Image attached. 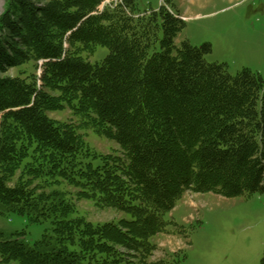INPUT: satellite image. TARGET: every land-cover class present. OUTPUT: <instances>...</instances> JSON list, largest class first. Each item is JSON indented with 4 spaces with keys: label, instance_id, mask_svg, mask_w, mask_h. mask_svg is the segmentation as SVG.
<instances>
[{
    "label": "trees",
    "instance_id": "16d2710c",
    "mask_svg": "<svg viewBox=\"0 0 264 264\" xmlns=\"http://www.w3.org/2000/svg\"><path fill=\"white\" fill-rule=\"evenodd\" d=\"M106 1L8 0L0 15V213L47 225L33 243L0 229L1 264H174L179 251L150 258L186 192L264 191V78L178 46L171 6ZM66 108L79 125L49 115ZM81 126L121 153L92 152ZM75 197L123 217L95 223Z\"/></svg>",
    "mask_w": 264,
    "mask_h": 264
},
{
    "label": "rangeland",
    "instance_id": "374dc122",
    "mask_svg": "<svg viewBox=\"0 0 264 264\" xmlns=\"http://www.w3.org/2000/svg\"><path fill=\"white\" fill-rule=\"evenodd\" d=\"M137 1L138 10L142 13L157 10L162 1L179 12L185 25L176 37L178 46L183 40L195 46L209 43L211 51L205 56L209 62L225 63L231 74L249 68L264 78V0ZM7 3L8 0H0V15ZM108 52L107 47L97 46L90 54V61L101 62ZM27 69L41 73L35 66L29 65ZM17 72L18 69L10 68L7 74ZM49 115L75 125L80 123V119L68 108L50 111ZM79 131L92 152L116 154L121 150L116 141L93 129L81 126ZM69 189L77 192L76 188ZM75 200L80 212L95 223L117 221L123 217V213L99 208L90 200L77 197ZM166 218L177 224L171 226L172 232L154 237L158 249L150 261L179 251L175 255L179 258L178 262L174 264H262L264 191L234 197L188 191L178 200L175 208L166 213ZM46 226L32 223L23 215L0 213V229L8 233L25 231L26 239L31 243L41 237ZM8 264L19 263L13 261Z\"/></svg>",
    "mask_w": 264,
    "mask_h": 264
}]
</instances>
